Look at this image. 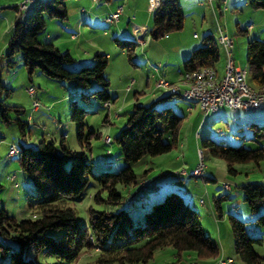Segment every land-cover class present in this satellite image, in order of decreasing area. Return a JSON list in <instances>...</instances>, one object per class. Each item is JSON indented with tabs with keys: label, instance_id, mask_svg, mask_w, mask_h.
Wrapping results in <instances>:
<instances>
[{
	"label": "rangeland",
	"instance_id": "374dc122",
	"mask_svg": "<svg viewBox=\"0 0 264 264\" xmlns=\"http://www.w3.org/2000/svg\"><path fill=\"white\" fill-rule=\"evenodd\" d=\"M23 1L13 0V2L0 4V43L6 39L8 23L12 14H16V10L12 5L14 3L19 5ZM100 1L104 2L105 0ZM114 1L123 6V16L118 26L112 23L109 25L108 23L97 28L96 31L87 27L84 35L76 36L77 44L81 42L80 46H77L74 40H72L73 42L70 41L69 33H63L64 35L53 38V41L56 43L55 45L60 46L62 50H66L68 47L71 48V52L75 57L93 55V52L100 50V47L111 54L112 57L109 58L106 75L110 79V92L113 96L118 94L119 98L116 105L111 106L110 122L106 120L108 108L105 103L95 95H89V93L98 88L97 84L92 85L90 90H84L72 81L51 78L38 68L30 74L19 54L13 56L15 60L13 67L7 66L6 58L4 57L5 50L1 55L2 57H0V78L2 84L10 89L0 88V99L7 104L23 107L24 110L19 113V116L28 122L26 131L23 134L19 124L14 119L9 122L0 120V184L2 185L0 189V207H4L10 214L18 218L32 217L34 215L32 205H34V198L38 195V191L31 177L21 168L19 154L10 153L12 146L37 145L43 137L47 140L53 139L56 144H59L62 135H64L67 145L76 151H81V145L76 137V122L71 119V105L73 102H76L78 106L89 111L85 117L87 128L101 133L100 137L91 138L90 149H86L92 162L93 172L107 169L119 170L124 166L125 159L123 156L118 158L120 151H117V149L120 148L115 142L114 136L118 127L121 128L126 124L127 110L132 108L134 101L137 102L139 100L141 101L140 103L151 101L153 95H155L153 90L157 88L156 94L164 91L168 92L166 88L155 86V80L158 78L171 79L169 73L160 75L162 74L161 72L156 73L154 71L156 66L160 68L166 67L162 55H168L173 63H176L178 60L182 62L178 49L171 47L170 43L162 41V38L168 40V37L161 36L154 38L151 34V25L149 26V24H151L152 11L149 9V0H147L146 4L147 10L144 11L140 8L137 13L135 12V6L137 3L141 5L144 0ZM199 2H203V4ZM79 3L83 6L85 5L88 10L93 7V9L99 10L96 6L97 3H92L90 0H80ZM33 5L34 1L30 2L29 8L23 10L22 16L27 15ZM73 5H76V2L75 4H72V2L67 3L68 15L71 19L74 17ZM183 6L185 11L184 25L180 29L168 32L171 38L179 35L184 40V43H188L192 41L191 37L194 33L202 36L206 31H211L217 41V37L220 34L219 25H221L223 30L233 37V58L239 66H244L246 63L248 39L255 35L257 37L260 35L264 40V8H253L246 0H243V4L238 5L237 8L234 5H227L228 9H224L222 6L220 12L217 9L216 14L209 0H196V2L183 4ZM135 16L138 17L136 20L134 19ZM55 20H57L55 17L46 16V26L39 34L41 41H49L47 35L49 33H56L59 26ZM141 23L145 27L149 26V28L142 37L145 42L137 44L134 49L135 52L132 54L133 59L136 57L139 59H137L139 66H136L129 59L126 48L114 42L112 36L113 29L116 27L124 29L126 26L131 31L129 25L135 24L136 26H140ZM250 24L254 25L255 29H251L249 27ZM59 30L62 31L61 28ZM245 30L247 31L245 32ZM105 32L108 33L107 37L103 35ZM217 44L220 58L216 63L219 72L222 73L227 63V57L223 48L224 46L219 42ZM113 46L119 50H124V53L114 50ZM87 50L92 52L88 53L89 51L87 52ZM92 63L93 61L86 65H91ZM147 73L151 75L157 74L156 77H153L149 81L148 85L146 84ZM132 78L136 79L137 83L133 84L131 90L128 91L127 86ZM181 79L174 83L180 82L179 84H181ZM249 82L252 85L255 84L250 79V75ZM29 85L36 87L37 92L35 97L39 98L41 104L40 113L32 109L34 97L27 90ZM135 91H139L142 97L136 98L133 95ZM83 93H87L89 96L84 97ZM165 96V100L175 104L176 107H174L178 113H182L179 110L180 106L187 107L188 103H192L185 101L183 97L181 98L176 94L171 95L169 92ZM121 105L124 106V109L120 112V116H114L115 107H120ZM199 106H192L193 108L188 111L182 121L179 132L181 137L179 140L180 142L182 141V146L178 142L169 152L156 156L148 155L132 163L138 182L141 183L143 179L149 181V187L143 188L142 191L146 196H149L146 198V201L139 203V194L136 193L134 195L132 193L135 188H140L138 187V183L129 186V189L122 184L117 185L118 190L123 195L122 201L117 205L97 201L93 195L100 189V185L92 178L83 195L70 201V205L75 208L82 227H88V210L91 207L98 210L106 209L111 211L127 208L130 209L133 220L137 221L138 215L133 213L135 207L141 206L143 209H149L154 202L164 199L166 193L173 188L182 194L185 200L198 211L200 222L206 233L210 235L220 248V259L230 257L233 259V264H245L235 251L234 236L229 219L230 214L236 215L246 221L248 228H255V231L251 232L252 235L262 237L263 239L262 243L255 245V249L264 257V223L259 219L264 210L261 208L258 213H252L247 202L244 200V193L241 187L246 181H260L263 179L264 159L259 161V163L255 161L235 163L233 167L237 172H231L228 162L223 157L213 155L208 147L203 146L206 172L204 171L202 175L198 176L192 175L191 172V166L195 167L199 161L198 153L200 148L198 140L200 139L196 138V134H199L200 138L212 137L220 143L233 146L241 144L250 148L261 146L264 139L260 141L252 139L251 137L254 134L249 124L251 122L264 124V110L233 112L228 109L230 112L227 113L226 119L220 120L219 118L217 119L216 113L205 115ZM9 113L12 118L17 116L14 110H10ZM30 114L31 116H29ZM245 118H248V122L245 120L243 122L240 121ZM107 135H110L112 138L110 143L105 140ZM165 140H168L167 136ZM184 171L186 175H178V173ZM159 173L162 174L159 175ZM205 175L210 177V179H204ZM169 178H173L177 185L173 187L169 186L167 180ZM151 182H157L158 191L152 189ZM224 183L229 184L231 189L224 187ZM186 190L187 192H185ZM158 193L161 194L158 195ZM105 195L106 192L102 191V196ZM214 196H216V199ZM200 199H204L205 203L201 202ZM47 233L58 237L60 230L49 229ZM98 250V247L86 251L85 249L82 250L81 254L74 261V264H97L96 256ZM34 256V251L29 249L27 257L34 258ZM39 259L40 261L49 262L55 260L54 257L43 254H39ZM0 260V264H10L7 257L0 256ZM176 260L177 255L174 247L166 246L157 249L149 259L148 264H169ZM219 260L217 258L202 259L197 257L195 251L186 250L182 253L180 261L176 262V264H217ZM110 264L122 263L115 261Z\"/></svg>",
	"mask_w": 264,
	"mask_h": 264
},
{
	"label": "trees",
	"instance_id": "16d2710c",
	"mask_svg": "<svg viewBox=\"0 0 264 264\" xmlns=\"http://www.w3.org/2000/svg\"><path fill=\"white\" fill-rule=\"evenodd\" d=\"M246 2L253 8H264V0ZM28 8L29 4L25 10ZM22 14L23 11L14 21L5 49L7 66L13 67V56L19 54L30 74L38 68L51 78L72 81L84 90H90L92 85L97 84L98 88L89 95H95L105 105L109 104L112 96L110 80L105 73L108 65L105 53L96 52L91 65H76L75 57L68 50H62L53 42L41 41L39 38L46 26V16L59 19L68 17L65 0H34L31 11L25 16ZM184 19L180 0H161L159 6L152 11L150 32L154 38H159L182 28ZM114 39L126 48L128 57L132 60L138 41L135 38ZM219 58L220 51L215 37L206 34L202 37V44L184 58V73L203 66H214ZM246 63L248 75L254 85H263L264 40L255 36L248 39ZM0 88L10 90L2 84L1 78ZM170 94L173 95L171 92ZM89 95L83 93L84 97ZM165 97L149 103L133 104L126 124L114 136L120 148L117 149L120 151L118 158L123 156L125 159L124 166L119 170L93 172L86 149H90L91 138H98L101 133L87 128L85 117L89 111L76 102L71 105V119L76 122V137L81 151L67 145L64 135L59 144L43 137L37 145L17 147L20 166L33 180L38 195L32 205V217L18 218L0 207V256L7 257L10 264H74L82 250L98 247L97 264L115 261L122 264H148L157 249L172 246L176 250L177 260L169 264L180 261L186 250L195 251L197 257L202 259L219 260L220 248L206 233L198 211L176 189L172 188L164 199L145 209L142 218L137 221L133 220L131 211L127 208L111 211L91 207L88 210V227H82L75 208L70 205L72 199L83 195L92 178L100 185V189L93 195L97 201L119 204L123 195L117 185L122 184L129 189V186L138 183L132 163L148 155L156 156L173 149L179 142L180 126L185 115L176 112L169 104L159 105V102L165 101ZM10 110L16 111L15 118L10 116ZM23 110L21 106L10 105L0 99V120L9 122L14 119L24 134L28 122L19 116ZM249 126L254 134L251 138L260 141L264 137V124L251 122ZM166 136L168 140H165ZM203 146L208 147L213 155L223 157L231 172H237L233 167L235 163H259L264 159L262 146H233L220 143L212 137H201L199 148L204 154ZM171 181L172 184L176 183L174 179ZM225 184L227 183H224V187ZM140 185L145 188L150 184L143 179ZM151 185L153 190H157V182H151ZM1 187L0 184V189ZM241 187L244 200L252 213H258L261 208L264 210V181H246ZM227 189H231V186ZM102 191L106 192L105 196H102ZM138 201L144 203L146 195L139 194ZM217 206L219 207L218 203ZM229 219L236 253L245 264H264V257L255 249L256 244L262 243V237L252 235L254 230L248 228L246 221L236 215L230 214ZM259 219L264 223V213ZM49 229L60 230L59 236L48 234ZM140 242L142 243L139 244ZM29 249L34 251V258L27 257ZM39 254L52 256L55 260L40 261Z\"/></svg>",
	"mask_w": 264,
	"mask_h": 264
},
{
	"label": "crops",
	"instance_id": "0c3cea01",
	"mask_svg": "<svg viewBox=\"0 0 264 264\" xmlns=\"http://www.w3.org/2000/svg\"><path fill=\"white\" fill-rule=\"evenodd\" d=\"M16 1V0H15ZM79 1L80 0H65V3H66V5H67V3L68 2H72V4H75V2H76V5H73V10H74V17H73V19H71L70 17H69V15H68V17L66 18V19H59V18H55V19H57V20H55L56 21V24H58V26H59V28H61L62 29V31H60L59 30V28L57 29V31H56V33H54V34H51V33H49L47 36L49 37V41H51V42H53L54 44H56L54 41H53V38L55 37V36H60V35H64L63 33H65V34H68L69 33V36H70V41L71 42H73L72 40H74L75 41V43L77 44V42H76V36L77 35H84V32L86 31V29H87V27H90L92 30H95L96 31V29L97 28H99V27H101V26H104V25H106V24H108L109 23V25H110V23H112V24H116L117 26L121 23V18H122V16H123V10H122V13L120 14V17L117 19V20H113V21H110V20H107L106 18H107V16L110 14V13H112V12H114L116 9H117V7L119 6V3H116L114 0H105L104 2H101L100 0H90L92 3H97L96 4V6H97V9H99V10H95V9H93V8H91L90 10H88L87 8H86V6L84 5H81L80 3H79ZM206 1V0H205ZM0 4H6V3H9V2H13V0H0ZM31 2H33V1H31ZM191 2L193 3V2H196V0H184L183 2H182V0H180V3H181V6H182V9H183V12H185L184 11V6H183V4H191ZM210 2V1H209ZM30 3V2H29ZM200 4H203V2H199ZM211 4H212V9H213V11H214V13L216 14L217 13V9H219V12H220V10H221V8H222V6L224 7V9H228V6L227 5H230V6H232V5H234L235 6V8H237V6L238 5H242L243 4V0H212L211 2H210ZM147 0H144V2L140 5L139 3H137V5L135 6V12L137 13L138 12V10L140 9V8H142L144 11L145 10H147ZM16 6H18L17 5V3H14L13 5H12V7L16 10V14H12V17L10 18V20H9V23H8V34H7V36H6V39H4V41L3 42H1L0 43V57H1V55H2V53H3V51L6 49V46H7V43H8V40L10 39V37H11V34H12V31H13V25H14V21H15V19L17 18V16L21 13V12H19L18 11V8L16 7ZM67 9H68V6H67ZM138 17H136L135 16V20L137 19ZM146 21H147V19H146ZM150 23H152V19H151V22ZM130 24V23H129ZM135 25V24H134ZM151 24H149V26H150ZM141 26H144V24L143 23H141ZM149 26L147 27V29H146V32L148 31V28H149ZM249 27L251 28V29H255V26L254 25H252V24H250L249 25ZM129 28H130V26H129ZM220 28L221 29H223L222 28V26L221 25H219V30H220ZM224 31V30H223ZM247 30H245V32H246ZM145 32V33H146ZM225 32V31H224ZM226 33V32H225ZM206 34H212L213 35V33L210 31V32H208V31H206V33H204V35H206ZM227 34H229V33H227ZM103 35H105V37H107L108 36V33L107 32H105V34H103ZM204 35H202V36H200V34H198V33H194V35H192V37H191V39H192V41L191 42H188V43H184V40H182V38L178 35V36H176L175 38H171V37H169V35L168 34H166V35H164L166 38L168 37V40H164L165 38H162L163 40L162 41H166V43H170V45H171V47H176L177 49H178V51H179V56H180V59L182 60V62H180L179 60L178 61H176V63H173V61H171V58H169L168 57V55H162V57H163V60H165V65H166V67L165 68H160V67H155V72L156 73H159V72H161L162 74H160V75H165L166 73H169L170 74V78L171 79H168V81L169 82H171V83H174V82H177L178 80H180L182 77H183V74H184V68H183V60H184V58L185 57H187L190 53H191V51L194 49V48H196V47H198V46H200L201 44H202V37L204 36ZM230 35V34H229ZM214 36V35H213ZM231 36V35H230ZM256 36V35H255ZM115 37H123V38H135L136 40H137V37H136V35H134L133 34V32H132V30L130 31L128 28H126V26H125V28L124 29H119V28H114L113 29V36H112V38H113V41L114 42H116L115 41ZM257 37V36H256ZM259 38H261L260 37V35L258 36ZM262 39V38H261ZM263 40V39H262ZM138 41V40H137ZM143 42H145V40L143 41ZM217 42H218V40H217ZM137 44H139L140 42L138 41V42H136ZM80 44H81V42L79 43V44H77V46H80ZM118 44V43H117ZM136 44V45H137ZM141 44V43H140ZM57 47H59L60 48V46H58V45H56ZM234 47V46H233ZM82 48V47H81ZM224 48V47H223ZM61 49V48H60ZM100 50H95L94 52H93V55L92 54H90V55H87V57H75L73 54H72V52H71V48H67L66 50H68L74 57H75V59H76V65H79V64H87V63H89V62H91L92 60H93V57H94V54L96 53V52H101V53H105L107 56H108V65H109V58H111L112 56H111V54L110 53H107L106 52V50L105 49H102L101 47L99 48ZM113 49L114 50H116V51H118V52H121V53H124V50H119L118 48H116L115 46H113ZM94 50V49H93ZM224 50H225V48H224ZM89 51V52H88ZM87 52L88 53H91L92 51H90V50H87ZM135 52V51H134ZM225 55H226V57H227V60H228V56H227V53H226V51H225ZM232 57H233V49H232ZM137 57L135 58V59H133V56H132V60H131V62L134 64V65H136V66H139L138 65V63H137ZM139 60V59H138ZM233 60H234V63H235V65L236 66H238V67H241V68H247L248 69V66H247V63H245V65L244 66H239V65H237L236 64V62H235V59L233 58ZM181 63V64H180ZM108 65H107V67H108ZM215 67H216V69H217V71H218V75L221 77V76H223V74L225 73V68H224V70H223V72L221 73V72H219V68L217 67V63L214 65ZM226 66V65H225ZM107 67H106V70H107ZM106 70H105V73H106ZM157 76V74H149V73H147V76H146V84L148 85L149 84V81L153 78V77H156ZM107 77H108V75H107ZM166 77V76H165ZM109 78V77H108ZM167 78V77H166ZM248 79H249V75H248ZM110 80V79H109ZM137 83V80L136 79H134V78H132L131 79V81L129 82V85L127 86V90L129 91V90H131V87L133 86V84H136ZM174 84H176V83H174ZM155 86L156 87H160V85H159V82H157V79L155 80ZM254 86H256V85H254ZM158 89V88H157ZM157 89H155V90H153V93L155 94V95H153V97H152V99H151V101H156L157 99H159V98H161L162 96H165V94L166 93H170V92H172L171 91V89H170V87H168V86H166V90H168V92H161V93H155L156 92V90ZM165 89V88H164ZM130 93V92H129ZM136 98H138L139 96H141L142 97V95L140 94V92L139 91H135L134 92V94H133ZM176 95H178L179 97H181L179 94H177L176 93ZM111 96H112V101H110L109 102V104H107V105H109V106H106L107 108H108V115H107V118H106V120H108L109 122L111 121L110 120V111H111V106L112 105H116V102L118 101V98H119V95L117 94V95H112V93H111ZM38 98V97H37ZM182 98V97H181ZM39 99V98H38ZM184 99V98H183ZM185 100V99H184ZM129 101H131V100H129ZM151 101H149V102H151ZM185 101H187V100H185ZM112 102H113V104H112ZM136 101H134V103H135ZM137 102H141V101H137ZM149 102H147V103H149ZM162 103H161V105H163V104H169V105H171V106H173V108L176 110V106H175V104H172V102L171 101H167V100H163V101H161ZM188 102V101H187ZM134 103H132V104H134ZM193 104V105H192ZM175 106V107H174ZM192 106H199V104L198 103H195V102H192V103H188L187 104V107L186 106H180V108H179V110L180 111H182V114H184L185 115V117H186V115H187V113H188V111H190L193 107ZM40 108H41V104H40V106L37 108V109H33V110H36L38 113H40ZM199 108L201 109V107L199 106ZM124 109V106H120V107H115V115L114 116H120V112L122 111ZM131 109H129V110H127V114H129V111H130ZM228 112H230L229 110H228V108H226V107H221V108H219L218 110H215V111H210V112H208V113H206L207 115L208 114H210V113H216L217 114V119L219 118L220 120H223V118L224 119H226V116H227V113ZM234 112V111H233ZM205 114V115H206ZM128 116V115H127ZM235 119H236V117H234ZM247 121L248 120V118H245V119H241L240 121ZM226 121V120H225ZM241 122V123H242ZM248 122V121H247ZM226 123H228L227 121H226ZM239 123V122H238ZM119 129H120V127H118V129L116 130V133H115V135L118 133V131H119ZM197 135V139H200V135L199 134H196ZM181 137H180V135H179V139H180ZM264 139V137L263 138H260V140H263ZM108 143H110L111 141L110 140H112V138H111V136L110 135H107L106 136V139H105ZM110 141V142H109ZM199 141V140H198ZM179 142H180V140H179ZM181 143V146H182V141L180 142ZM261 146L262 147H264V142L261 144ZM192 167V169H191V172H192V170H193V166H191ZM152 168V167H151ZM206 172V171H205ZM163 173V172H162ZM162 173H159V175L160 174H162ZM185 173V171L184 172H180V173H178V175L180 176H184V175H186V173ZM191 175V174H190ZM264 176V175H263ZM204 179H210V177H208V176H206L205 175V177H204ZM168 180V182H169V186H176L177 185V183H175V184H172V182L173 181H171V180H173V178H169V179H167ZM260 181H264V177H263V179H261ZM138 187H140V188H138V189H134L133 191H132V193L135 195L136 193L137 194H144V193H142V191H143V188L144 187H142L141 185H140V183L138 182ZM147 187H149V185L147 186ZM146 188V187H145ZM154 191H158V189L157 190H154ZM153 191V192H154ZM185 192H187V190L185 191ZM150 193V192H149ZM159 194H161V193H158V195ZM146 195V194H145ZM154 195V194H153ZM157 195V194H156ZM147 197H149V196H146V198ZM201 200V202H203V203H205V200L204 199H200ZM138 207V206H137ZM137 207H135L134 209H133V213H136L137 215H138V220L139 219H141L142 218V216H143V212H144V210H145V208L143 209L141 206H139L138 208ZM252 229L251 230H254L255 231V228H253V227H251Z\"/></svg>",
	"mask_w": 264,
	"mask_h": 264
},
{
	"label": "built area",
	"instance_id": "2783aa9c",
	"mask_svg": "<svg viewBox=\"0 0 264 264\" xmlns=\"http://www.w3.org/2000/svg\"><path fill=\"white\" fill-rule=\"evenodd\" d=\"M30 0H24L20 3L17 8L21 12L27 8ZM161 0H149V9L151 11L155 10ZM123 6L119 5L117 9L107 16V20L113 21L117 20L122 13ZM133 34L136 36H142L146 32L147 27L136 26L134 24L129 25ZM222 30L223 35L227 42L229 43V53L227 62V72H226V85L221 87V90H209V83H215L214 77L204 76V69L208 66H203L199 69L193 70L196 72V78H198V85L193 86L191 90H188L197 97V102L201 103V110L206 114L210 111L218 110L221 107H226L234 112L248 111V110H264V96H253L251 95L246 87H244L240 82V68L235 65L232 57V49L234 43L231 41V36ZM185 75V73L183 74ZM157 82H160V87L166 88L168 80L165 78H158ZM28 92L33 96L32 109H37L40 106V101L36 96V87L34 85H29L27 87ZM175 90H182L181 88L175 87ZM174 94V92H171ZM107 106V103H106ZM31 116V114L29 115ZM19 150L16 146L11 147V151ZM10 151V152H11ZM199 161L192 171L205 170L206 162L203 156L198 153ZM227 188H230L229 184H225ZM218 264H233V259L222 258Z\"/></svg>",
	"mask_w": 264,
	"mask_h": 264
},
{
	"label": "bare ground",
	"instance_id": "6f19581e",
	"mask_svg": "<svg viewBox=\"0 0 264 264\" xmlns=\"http://www.w3.org/2000/svg\"><path fill=\"white\" fill-rule=\"evenodd\" d=\"M31 1H34V0H30L29 2ZM209 1L211 2L212 0H209ZM136 37L140 43H143L144 40L142 39V36H136ZM217 40L219 43H221L225 47V50L228 56L229 43L225 39L222 30H220V34L217 37ZM231 41L232 43H234L232 36H231ZM239 68H240V82L244 87H246L248 92L253 96H264V84L259 87L252 85L248 80L247 68H241V67ZM226 72H227V63L225 66V73L221 77L218 75V71L216 67L214 66L205 67L204 76L214 77V80H215V83H209V90H221V87L226 85ZM179 83L173 84L168 81L166 86L170 87L172 92L179 93L181 97H183L188 102H195L201 106V103L197 102V97L193 96V94L188 91V90H191L193 86L198 85V78H196V72L195 71L185 72V75H183L181 79V84ZM175 87L181 88L182 90H175ZM199 150H200L201 155L203 156V159L205 160L202 150L201 149ZM17 152L18 150H14V151H11L10 153L12 154V153H17ZM192 174L198 176V175H202L203 173L201 171H192Z\"/></svg>",
	"mask_w": 264,
	"mask_h": 264
}]
</instances>
